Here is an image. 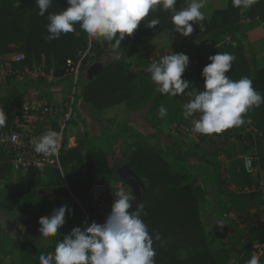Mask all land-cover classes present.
I'll return each instance as SVG.
<instances>
[{"label":"trees","instance_id":"trees-1","mask_svg":"<svg viewBox=\"0 0 264 264\" xmlns=\"http://www.w3.org/2000/svg\"><path fill=\"white\" fill-rule=\"evenodd\" d=\"M223 3L224 0H205L201 9L205 20L201 28L199 24L190 21L194 30L185 37L192 40L208 39L217 47L205 59L198 58L190 62V72L183 74L182 78L191 82L188 89H193L199 83L204 85L201 72L211 62L208 57L218 52L230 53L235 56L232 68L227 73L230 79L238 81L248 77L252 80L253 88L264 96V67L256 73L251 71L243 44L237 37L244 16L264 21V0H259L250 9L233 7L232 0H227L222 5ZM188 4L187 0H177L175 7L181 10ZM66 7L67 0H53L45 15L40 16L36 0H0V57L23 52L25 59L21 62L22 65L26 64L31 68L34 64L40 66L44 72L37 80L26 73L18 74L21 71H15L18 73L6 77L9 94L0 95V106L7 116L11 111L21 108L23 99L31 89H43L40 94L49 95L53 82L47 81V75L51 70H54L55 76L63 75V90L71 93L73 81L71 77L64 76L67 61H78L82 58V70L86 71L91 64L100 62L102 56L111 50L110 43L102 39L92 40L90 43V38L79 24L74 25V32L62 34L58 39L46 40L45 36L49 35L48 15L62 12ZM171 17L172 12L162 8L150 11L149 17L142 20L134 33L131 36L126 35L121 42L119 58L106 64L92 80H88L86 75L80 76L76 91L77 88L80 89L82 98L97 113L125 103L127 109L136 110L150 105L145 114L146 120L150 121L151 116L155 115L156 122L162 125L188 123L193 118L185 119L183 116L182 106L190 100H184L186 95H162L152 83L147 70L140 73L136 84L129 72L130 53H134L142 41L156 37L165 30L176 32ZM150 19H158L159 25L154 28L147 27ZM226 37H230L235 44L225 43ZM14 65L18 66L19 63ZM4 84L0 70V90ZM188 89L185 90L186 93ZM161 106L167 109V115L163 118L159 116ZM244 120L245 123L239 127H231L222 133L202 138V153L185 154L175 146L165 148L161 145V140L152 143L151 136L143 135L126 122L115 133L103 132L95 137L84 136L83 142L78 146L63 151V173L57 168H47L43 174L37 170L27 172L33 177L42 176L46 185L54 189V196L49 199L40 196L35 189L24 190V236H6V227L0 223V245L6 243L22 256L39 258L41 254H54L56 244L73 227L86 226V216L78 206L76 198L87 197L92 181L115 170L110 164L111 154L122 141L133 138L136 146L126 164L145 184L141 218L148 226L150 235L154 236L158 232L161 237L160 240L154 239L153 243L155 264H247L255 255V245L264 244V222H254L252 212L254 209L264 208V194L257 188L258 175H250L244 170L240 155L256 148L264 169V139L254 138L246 130V127L252 125L258 131L264 132V103L249 109L244 114ZM5 126H9L8 121ZM161 134L159 129L156 137L160 138ZM218 140H223L224 143L219 144ZM205 145H208V150ZM220 154L228 160L227 172L230 181L239 188L249 186L251 191L236 192L229 188L222 176V162L218 158ZM193 158L196 161H192ZM9 159V154L3 151L0 156V183L9 180L14 172ZM114 175L116 179L127 184L118 176L116 170ZM194 180H199L204 187L212 189L216 209L214 218L222 227L229 245L215 248L214 236L206 234L200 215L199 198L191 188ZM1 199L0 194V202ZM62 205H67L71 214L66 211L65 224L55 236L48 238L45 245L39 237L38 220L41 216H50L55 208ZM231 211L237 212L239 217H245L244 223L248 226L243 228L241 223L230 216ZM259 261L264 264V248L259 255Z\"/></svg>","mask_w":264,"mask_h":264},{"label":"clouds","instance_id":"clouds-1","mask_svg":"<svg viewBox=\"0 0 264 264\" xmlns=\"http://www.w3.org/2000/svg\"><path fill=\"white\" fill-rule=\"evenodd\" d=\"M53 0H36L38 15L44 16ZM177 0H67V7L59 13L49 14L46 40L58 39L62 34L74 32L75 24L92 40H103L111 45L112 52L121 47L125 36H131L140 22L149 17L150 11L162 8L172 12V23L176 32L189 36L193 32V23L202 27L205 20L201 9L205 0H191L187 7L177 10ZM259 0H232L233 7L250 9ZM193 22V23H190ZM158 19H150L147 27L159 25ZM211 61L202 69L204 90L198 91L194 98L182 106L185 119L197 115L192 121L193 131L204 135L219 134L231 127L245 123L244 114L252 107L264 103L262 96L252 86L248 77L232 80L227 73L232 68L235 56L220 53L208 57ZM189 65L185 53H172L153 60L147 71L150 79L162 95L191 96L185 92L190 81L182 75ZM167 115L163 106L159 109L161 118ZM7 121V115L0 106V128ZM34 151L45 158L55 157L60 147L58 133L49 131L32 141ZM136 198L120 189L115 193L110 214L104 223L91 222L83 228L73 227L64 235L54 250V254L39 257V264H155L154 239L160 240V234L150 235L148 226L143 222L141 213L144 205L136 203ZM67 205L55 208L50 216H41L38 231L46 245L49 237L55 236L65 224ZM222 224V222H221ZM247 264H260L259 256L253 255Z\"/></svg>","mask_w":264,"mask_h":264},{"label":"rangeland","instance_id":"rangeland-1","mask_svg":"<svg viewBox=\"0 0 264 264\" xmlns=\"http://www.w3.org/2000/svg\"><path fill=\"white\" fill-rule=\"evenodd\" d=\"M226 2L227 0H224V3L222 5H224ZM146 40H148V38L142 42H145ZM16 53H21L24 55L23 52ZM118 53H120V49H118L114 53L112 52V50H110L107 57L105 59L101 58V61L106 64L114 57H116ZM130 54L132 56V53ZM14 55L15 53H12L4 57H0V66L4 68V71H1V73L3 74V82L5 83L0 90V95L2 96L9 94V86L6 85V77H8L10 74H14L15 71H25L29 68L31 72H36V74L42 73V69L40 66H36L33 64L30 68L26 64L22 65L21 62H15L13 60ZM163 55H168V53H166L165 50H161L158 57H156L155 52L154 55H150L149 57H144L141 60L131 62L129 72L132 74L133 82L136 84L139 81L140 73L147 70L149 64L153 60H157ZM14 63H19V65L16 66L14 65ZM16 68L19 69L16 70ZM81 75L84 76L85 71L81 70ZM62 78L63 75H54V78H52L53 86L49 89V95L44 96L42 93L40 94L43 89L34 88L33 90L41 99H46L58 106H63L64 103L70 102L69 100H72L73 98L74 115L67 129L68 139L71 137V139L67 142L68 148L78 146L80 142H83L84 136L86 135L95 137L103 132L115 133L118 128L126 122L131 124L137 131H139L143 135L151 136L152 143H156L158 140H161V145L163 147L166 148L175 146L177 150L185 154L204 152V150H202L203 148H200V146L204 145L203 142H200L201 140H196L191 136L188 137L181 136V134H174L171 127L173 123L170 125H162L161 123H157L155 115H152L150 121H147L145 118V114L147 113L150 105H147L140 110H136L133 108L127 109L125 103H120L106 108H111V110L105 111L106 109H104L101 112L97 113L94 108L82 98L80 89L77 88V91L75 93H73V91L71 93L68 91H64L63 84L61 82ZM202 90H204V85L199 83L193 89L187 90V92L192 91L191 96L186 95L187 97L183 98L184 100H188L189 98L192 99L198 91ZM159 129L162 132L160 138L156 137L157 131ZM218 143L223 144L224 141L218 140ZM135 146L136 140L133 138L125 139L116 146L114 152L110 157V164L112 167H114L116 172V164H118V162L120 161L126 164L128 162L130 154L135 149ZM205 147L204 148L206 150L209 149L208 145H205ZM191 160L196 161L194 158ZM115 170L103 177L95 179L90 183V185L96 180L100 179H107L108 181H119L115 178ZM191 188L199 198L200 215L205 225L204 230L209 236H214V247L221 248L229 245L222 227L217 224L214 218L216 209L212 189L209 187H204L199 180L192 181ZM26 189H35L36 191H38L40 196L47 197L49 199L53 198L54 196V189H51V187L46 185L45 179L42 176L33 177L27 174L25 171L12 172V176L9 180H4L0 183V194L2 196L0 202V223L3 227H6V236L15 235L16 238L24 236L26 227L23 224V221L25 220L26 215L22 213V209L24 206L22 194ZM252 212L254 222L258 223L259 220L264 222V208H258V210L254 209ZM241 226L244 228L248 226V224L241 223ZM230 234H232V231H230ZM0 246L2 247V251L0 252V264H39L38 257L18 255L15 248L9 247V245L6 243H1ZM263 248L264 244H256L254 249H258V251L256 252L254 250L255 255H261Z\"/></svg>","mask_w":264,"mask_h":264},{"label":"built area","instance_id":"built-area-1","mask_svg":"<svg viewBox=\"0 0 264 264\" xmlns=\"http://www.w3.org/2000/svg\"><path fill=\"white\" fill-rule=\"evenodd\" d=\"M225 43L235 44L230 37H226ZM23 59L24 55L21 53H15L13 57L15 62H22ZM0 70L3 72L4 68L0 66ZM81 70L82 58L78 61H67L64 76L71 77L74 84L73 93L76 92V84L81 76ZM22 73H26L30 78L37 80L44 72L42 70V73L36 74V72H31L28 68L18 74L21 75ZM52 78H54L53 70L47 75V81L52 82ZM69 101L68 103H64L63 106H58L46 99H41L31 89L23 99L21 108L9 113L7 116L9 126L0 128V156L3 151L9 154L11 168L14 172L25 171L27 173L29 170H37L43 174L47 168H57L63 173L61 155L68 148L67 142L71 139V137L68 139L67 129L74 115L73 98ZM196 118L197 115H194L188 123H173L171 127L174 134L191 136L196 140H201L207 136L192 130V121ZM246 130L254 138L262 137L264 139V132L258 131L254 126L249 125L246 127ZM49 131L58 133L60 147L55 157L45 158L42 154H37L34 151L32 141ZM218 158L222 162V176L227 181L229 188L236 192L251 191L249 186L239 188L233 184L227 172V158L223 154H220ZM240 159L244 170L248 174L258 175L257 188L264 194V169L261 167L256 148L241 154ZM120 189H123L126 193L133 194L129 185L122 181L100 179L91 184L87 197L83 199L76 198L78 206L86 216L87 225H90L93 221L101 224L106 221L107 215L110 214L112 209L115 193ZM230 216L239 223H244L245 217H239L237 212L231 211Z\"/></svg>","mask_w":264,"mask_h":264},{"label":"crops","instance_id":"crops-1","mask_svg":"<svg viewBox=\"0 0 264 264\" xmlns=\"http://www.w3.org/2000/svg\"><path fill=\"white\" fill-rule=\"evenodd\" d=\"M187 2L190 3L191 0H187ZM237 37L243 44L246 57L251 66V71L256 73L258 69L264 67V21L260 19H249L244 16L242 20V27L240 31L237 32ZM216 47L217 45L208 39L192 40L174 31L165 30L160 35L150 39L148 38V40L138 45L137 50L132 53L130 61L133 62L141 60L144 57L154 55L155 52L156 57H158L159 52L161 50H165L168 54H187L190 63L198 58L205 59ZM108 52L102 56V59L107 57ZM119 57L120 53H118V55L112 60ZM100 62L104 66L108 64H104L102 61ZM188 72H190V70L187 66L183 74ZM107 110H111V108L106 109L105 111Z\"/></svg>","mask_w":264,"mask_h":264},{"label":"water","instance_id":"water-1","mask_svg":"<svg viewBox=\"0 0 264 264\" xmlns=\"http://www.w3.org/2000/svg\"><path fill=\"white\" fill-rule=\"evenodd\" d=\"M104 68V65L101 62H95L91 64L87 70L85 71L86 78L88 80H92L95 76H97ZM117 166V174L120 178H122L131 188L133 192V196L136 200L133 202L132 208L129 210L134 211L136 209V203L142 202L145 197V184L138 177V175L129 167L128 164L123 163L122 161L116 164ZM256 252L258 249H254Z\"/></svg>","mask_w":264,"mask_h":264},{"label":"bare ground","instance_id":"bare-ground-1","mask_svg":"<svg viewBox=\"0 0 264 264\" xmlns=\"http://www.w3.org/2000/svg\"><path fill=\"white\" fill-rule=\"evenodd\" d=\"M262 25V24H261ZM255 27V26H254ZM147 39V38H146ZM234 39V38H233ZM260 56V55H259ZM258 57V56H257ZM242 135V134H241Z\"/></svg>","mask_w":264,"mask_h":264},{"label":"flooded vegetation","instance_id":"flooded-vegetation-1","mask_svg":"<svg viewBox=\"0 0 264 264\" xmlns=\"http://www.w3.org/2000/svg\"><path fill=\"white\" fill-rule=\"evenodd\" d=\"M86 74V73H85Z\"/></svg>","mask_w":264,"mask_h":264}]
</instances>
